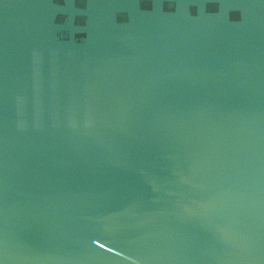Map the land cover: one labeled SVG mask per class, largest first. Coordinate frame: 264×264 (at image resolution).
<instances>
[{"label": "water", "instance_id": "95a60500", "mask_svg": "<svg viewBox=\"0 0 264 264\" xmlns=\"http://www.w3.org/2000/svg\"><path fill=\"white\" fill-rule=\"evenodd\" d=\"M0 264H264V0H0Z\"/></svg>", "mask_w": 264, "mask_h": 264}]
</instances>
